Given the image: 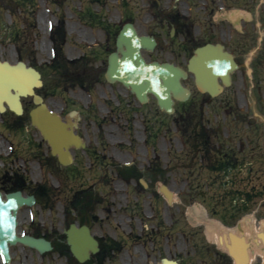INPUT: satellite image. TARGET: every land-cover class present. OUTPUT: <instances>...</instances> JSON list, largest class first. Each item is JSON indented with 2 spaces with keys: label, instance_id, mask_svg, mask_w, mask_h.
<instances>
[{
  "label": "rangeland",
  "instance_id": "374dc122",
  "mask_svg": "<svg viewBox=\"0 0 264 264\" xmlns=\"http://www.w3.org/2000/svg\"><path fill=\"white\" fill-rule=\"evenodd\" d=\"M17 1L16 16L9 10L0 12V59L11 62L20 59L39 69L44 85L38 92L46 103L64 118L76 111L73 119L78 122V132L87 141V147L76 149L77 162L67 166V189L71 194L90 193L93 203L87 215L93 219V231L105 232L106 239L119 244L118 249L107 256L105 264H160V258L167 257L168 251L161 247L158 254L156 248H150L147 235L163 242L164 235L173 236L178 231L184 233L182 250L177 256L180 264H231V259L220 251L218 257H209L210 252L218 250L209 245L208 252L206 243L201 245L203 232L200 230L211 228L204 222L203 226L197 225L189 215L197 204L232 224L243 212L240 193L229 192L232 188L228 176L234 174L221 172L213 183L206 168L207 158L197 154V149L196 156H191L194 154L191 134L199 116L192 104L193 98L177 103L175 113L167 114L158 108L155 98L142 105L119 82L109 83L104 77L108 53L115 48L116 35L124 20L132 21L140 33L158 37V47L144 53L148 59L182 62L178 37H170V26L161 17L179 12L186 16L183 20L191 24L197 0ZM127 4L131 12L126 11ZM60 19L65 20L63 51L66 57L70 60L88 58L86 68L72 69V77L77 80L65 90L55 81L57 72L45 67L53 58L51 29ZM44 39L50 41V48L42 47ZM83 72L95 73L89 87L79 83L85 77ZM29 99L25 98V104ZM205 118L208 124V116ZM12 138L22 141L19 134ZM154 159L163 173L150 185L148 177L119 170L112 164L114 161L128 163L142 170ZM189 160L192 164H188ZM18 166L31 168L32 176L41 180V169L35 160H20ZM141 179L148 186H143ZM162 183L176 193L175 203L167 204L159 195L158 186ZM55 196L60 201L53 204L52 216L59 226L57 221L62 220L65 190ZM191 230L198 232H188ZM149 251L151 254L147 257Z\"/></svg>",
  "mask_w": 264,
  "mask_h": 264
},
{
  "label": "flooded vegetation",
  "instance_id": "af4514ba",
  "mask_svg": "<svg viewBox=\"0 0 264 264\" xmlns=\"http://www.w3.org/2000/svg\"><path fill=\"white\" fill-rule=\"evenodd\" d=\"M174 36L178 37L177 48L182 59L178 64L189 71L188 61L193 57V71L184 83L191 85L188 87L192 104L199 115L197 127L207 130L203 136L208 145L207 149H198L197 154L208 157L206 167L213 183L221 172L234 174L228 176L232 188L229 192L240 193L242 216L249 227H254L252 231L257 239L264 227V0H197L191 24L179 23ZM200 84L212 93L203 91ZM33 104L28 102L24 109L28 111ZM32 129L30 117L17 115L8 106L5 112H0V191L4 197L18 190L25 196L34 195L35 205L19 209V234L43 237L51 242L53 249L41 253L16 244L10 250L11 264H104V248L109 244L116 246L106 239L105 232H92L99 241V253L92 254L84 263L73 255V232L67 230L72 222L81 226L87 220L83 209L86 206L78 201L77 193L68 192L65 168L58 164L50 145L37 129L29 133ZM18 134L24 140L12 138ZM30 159L41 169V180L32 176L31 168H19L18 161ZM59 169L64 172L63 181L57 179ZM147 174L150 185L154 182L151 170ZM62 189L66 196L62 220L56 226L52 208L60 201L55 195ZM73 202L79 204L72 206ZM35 208L39 211L35 212ZM183 236L179 231L173 236L166 234L163 242L156 239L154 244L152 235L148 234V245L156 247L158 254L164 247L171 257L177 258ZM206 238L203 236L202 246L208 241ZM77 246L81 247V242ZM205 247L209 251L207 244ZM150 254L151 251L147 257ZM253 260L251 264H264L262 254L257 253ZM0 264H7L1 256Z\"/></svg>",
  "mask_w": 264,
  "mask_h": 264
},
{
  "label": "water",
  "instance_id": "95a60500",
  "mask_svg": "<svg viewBox=\"0 0 264 264\" xmlns=\"http://www.w3.org/2000/svg\"><path fill=\"white\" fill-rule=\"evenodd\" d=\"M155 45L156 40L153 36L140 35L133 24H125L117 38V50L109 56L106 78L110 82H122L142 102L148 100L147 93L154 94L159 106L167 112L172 113L173 98L185 100L189 96V90L181 84V78L186 77V73L182 68L168 62H147L142 54V50H153ZM192 67L193 65L190 66V68ZM41 85L40 74L36 70L27 68L21 62L17 65L0 62V107L3 105V100H7L12 104L15 103V107H17L15 109L21 112L20 95L32 94L35 102L39 104V107L31 111L33 124L39 127L43 135L51 142L53 152L58 154L60 161L67 164L70 162L69 157H67V148L72 144L81 145L80 141L75 139L73 134V126H76V124L74 122L64 123L56 113L47 111L45 105L42 103V98L35 94L34 91L35 87ZM11 88L17 91L15 96L11 94ZM201 88L208 90L202 85ZM43 110L46 114L43 113ZM41 112L47 120L52 124H56L61 129L60 133L63 140H61L60 135L54 138L53 132L48 131L41 117ZM59 137L61 141H58L59 139L57 138ZM63 148L65 152H63ZM164 193L169 199L171 198L170 192L164 190ZM33 201V196L25 198L20 193L9 194L7 200H4L0 193V254L7 262L11 259L9 253L10 245L18 241L28 246L36 247L40 251L51 249L50 243L43 239H36L29 235L21 237L17 235V210L21 204H31ZM70 232H84L86 235V238H83L82 241L89 245L88 249L80 251L75 248L73 250L79 260L82 261L89 256L88 250L97 251L96 241L90 234H87V232H90L87 226L79 229L73 224ZM239 240L244 241L242 238L238 239L236 236H231L232 242H239ZM227 244L230 245L229 242ZM229 249L231 253L233 248L229 246ZM231 255L233 254L231 253ZM237 257L239 258H237L239 264L240 261L245 262L246 260L245 254L241 256L240 253H237Z\"/></svg>",
  "mask_w": 264,
  "mask_h": 264
},
{
  "label": "bare ground",
  "instance_id": "6f19581e",
  "mask_svg": "<svg viewBox=\"0 0 264 264\" xmlns=\"http://www.w3.org/2000/svg\"><path fill=\"white\" fill-rule=\"evenodd\" d=\"M42 47L45 49L50 48L49 40L44 39V41L42 42ZM40 114L44 120V123H45L48 131L53 132V137L56 138L60 135L61 140H63L62 134L60 133L61 129L56 124H54V123L52 124L49 120H47L44 117V114L42 112ZM57 139H59L58 141H61L60 137ZM173 199H176L175 195L173 196ZM189 215H190L192 220L196 221V223L204 222L207 224L208 227L211 228V229H208L209 230V232H207L208 236L211 240H213V242H215L217 244L219 249H221L223 251H225V250L230 251L229 246H231L233 248L231 253L235 256L236 261L238 258L237 253H240L241 256H243L245 254L246 260L244 263H242L239 260L240 264H251L254 261L253 259L257 253L262 254L264 256V231L258 232V237H256L258 240L253 239L255 234H256V232L252 231V230H254V227L250 226L251 227L250 228L249 225L247 224L248 222L246 223L245 220L243 221L241 229L239 227H233V228L226 227L218 221L208 219L206 216L205 209L202 206L197 205V204L195 206H193V208H191ZM221 230L224 231L225 235H229V237L235 236V235L238 236V239H241V238L243 239V237H244L243 240L245 242L241 241V240H239V242L233 241L232 244L230 243V245H229V244H227L226 240H224V239L222 240V237H220ZM242 230H244L246 232H242ZM256 236H257V234H256ZM248 240H249V242H247ZM248 245H249V247H248ZM247 247H248V256L245 253L246 252L245 249H247ZM234 249H235V251H234ZM165 264H175V263L165 262Z\"/></svg>",
  "mask_w": 264,
  "mask_h": 264
},
{
  "label": "trees",
  "instance_id": "16d2710c",
  "mask_svg": "<svg viewBox=\"0 0 264 264\" xmlns=\"http://www.w3.org/2000/svg\"><path fill=\"white\" fill-rule=\"evenodd\" d=\"M15 0H0V4L2 5V7H6L9 9L12 5H14ZM55 68L58 69L62 75H66L67 73V63L65 62L64 58H59L55 61Z\"/></svg>",
  "mask_w": 264,
  "mask_h": 264
}]
</instances>
